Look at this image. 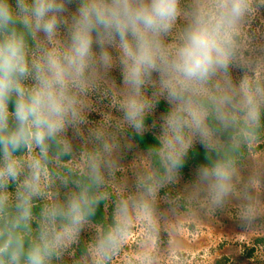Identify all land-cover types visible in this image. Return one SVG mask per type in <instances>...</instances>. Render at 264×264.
<instances>
[{"label":"clouds","instance_id":"obj_1","mask_svg":"<svg viewBox=\"0 0 264 264\" xmlns=\"http://www.w3.org/2000/svg\"><path fill=\"white\" fill-rule=\"evenodd\" d=\"M261 9L0 0V264H113L133 236L122 264H159L161 203L181 197L234 206L239 226L254 227L264 217ZM149 132L154 142L124 167L129 133ZM197 146L204 162L174 195ZM101 205L111 212L95 222Z\"/></svg>","mask_w":264,"mask_h":264},{"label":"rangeland","instance_id":"obj_2","mask_svg":"<svg viewBox=\"0 0 264 264\" xmlns=\"http://www.w3.org/2000/svg\"><path fill=\"white\" fill-rule=\"evenodd\" d=\"M261 15L264 16V9H261ZM257 25L260 26L259 21ZM260 27L264 31V26ZM112 76L117 82L121 80L118 70H114ZM107 103L106 100L99 101L98 111L92 112L89 119L93 122L101 119L100 113L108 110ZM166 107L162 101L157 116L166 110ZM152 119L149 118V123ZM129 137L132 147L123 152L124 167L130 166L137 154L146 151L136 143L131 133ZM256 152L264 153V141L256 145ZM196 167L191 166L187 171L182 170L180 182L171 189L174 195L183 192L184 185L193 179ZM128 175L131 178L130 172ZM164 194L165 191L162 190L161 195ZM161 210L163 218L156 245L159 264H264V217L251 229L244 230L238 224L234 206L210 211L192 205L182 197L174 205L162 201ZM107 213L108 208H105V216ZM91 234V231L82 234L81 246ZM136 250L133 236L121 250L120 255L114 258L113 264H122L123 259L132 256Z\"/></svg>","mask_w":264,"mask_h":264},{"label":"trees","instance_id":"obj_3","mask_svg":"<svg viewBox=\"0 0 264 264\" xmlns=\"http://www.w3.org/2000/svg\"><path fill=\"white\" fill-rule=\"evenodd\" d=\"M134 137L136 143L143 149H147V147L154 142V136L151 133H147L143 138ZM203 149L197 147L192 153H190L188 162L186 163L183 171H187L191 166H198L199 164L203 163ZM111 212V207H108V214ZM105 217V208L101 205V208L98 210L96 217L94 218L95 222L101 221Z\"/></svg>","mask_w":264,"mask_h":264}]
</instances>
